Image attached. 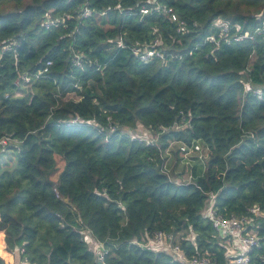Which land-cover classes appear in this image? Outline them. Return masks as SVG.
Segmentation results:
<instances>
[{
  "label": "trees",
  "instance_id": "16d2710c",
  "mask_svg": "<svg viewBox=\"0 0 264 264\" xmlns=\"http://www.w3.org/2000/svg\"><path fill=\"white\" fill-rule=\"evenodd\" d=\"M157 5L184 31L140 12ZM262 11L264 0H0V139L10 137L0 150L19 143L13 168L0 152V264H97L87 231L105 264H185L140 245L158 231L181 233L186 258L226 264L205 216L210 193L217 213L250 217L262 239L249 264H264ZM240 33L252 38L233 41ZM155 41L162 59L130 50ZM170 141L206 154L186 161L189 183L169 178Z\"/></svg>",
  "mask_w": 264,
  "mask_h": 264
},
{
  "label": "built area",
  "instance_id": "2783aa9c",
  "mask_svg": "<svg viewBox=\"0 0 264 264\" xmlns=\"http://www.w3.org/2000/svg\"><path fill=\"white\" fill-rule=\"evenodd\" d=\"M151 11H155L156 13H162L166 15L170 21L177 23L178 29L177 32L184 31L183 28V22H181L177 15L172 11V9H168L163 5H157L153 7L150 11L148 9H141L140 12L142 14H147ZM89 11L87 9L84 10L83 16H88ZM258 20H260V25L255 28L254 32L263 34L264 35V11L260 17H256ZM223 24V23H221ZM218 27V38L220 40H224L228 42L230 38L227 36L228 26L226 24H223V26L219 25ZM216 27V28H217ZM252 37L248 33H240L235 36H233L232 40L235 42L242 41L244 39H251ZM206 41H209L211 43H217V38L210 34L206 37ZM159 42L155 41L154 45L146 46V47H138L133 46L130 48L132 54L137 57L142 62H149L154 58H160L162 59V54L156 50V45H158ZM118 46L120 48H125L126 46L122 43L121 40L118 42ZM8 46L4 45L0 48V54L7 50ZM74 63L76 65H80V56L76 55V58L74 60ZM46 65H49L47 63ZM47 72V68L44 67L41 70L37 71L32 77L37 78L38 76L42 75L43 73ZM21 79L25 83H29L31 81V77L23 75ZM76 121H79L78 118H75L72 123H76ZM115 129L111 128L110 132H113ZM131 138L140 140L141 142H144L146 144H153L154 138L153 136L146 135V136H137V135H131ZM10 143V137L5 136L0 139V147L4 148ZM179 150L183 154V156H187L190 153H198L197 158L202 160L204 159L205 153H203V149L198 143L191 144L190 146L182 145L179 143ZM206 155V154H205ZM188 180H185V182L191 181V175H187ZM179 183V182H177ZM214 199L215 194L210 193L209 198L206 202L204 211L205 216L209 219L211 226L213 230L220 235L223 236L224 240L220 243L221 246L225 249V257H227L226 264H249V256L248 253L255 247H259V242L262 239L259 237L256 233V230L249 228L251 225V219L247 215L245 216H223L222 214H219L214 209ZM253 213L255 215V209H250L249 213ZM84 240H89L91 243V247L94 253L95 262L97 264H105V255L107 254V250L105 249L104 245L90 237V233L83 232ZM144 248H151V249H157L161 248L164 250L169 251L177 260L184 262L185 264H217L216 261H211L210 258H208V254H199L198 252L195 253V255L186 258L183 254V252L180 249V244L177 239V235H174L172 233H165V232H155L151 236L147 237L144 242H141L140 244ZM264 263V258L261 260Z\"/></svg>",
  "mask_w": 264,
  "mask_h": 264
},
{
  "label": "rangeland",
  "instance_id": "374dc122",
  "mask_svg": "<svg viewBox=\"0 0 264 264\" xmlns=\"http://www.w3.org/2000/svg\"><path fill=\"white\" fill-rule=\"evenodd\" d=\"M262 13H263V11H262ZM257 17H260V16L258 15ZM218 25H219V27L223 26V24H221V22H219ZM215 27H217L216 24H215ZM252 60H253V57H252ZM68 98H74L75 99L76 97L73 95H69ZM124 132H126V131L124 130ZM11 144L12 145L10 146V148L0 150V152L1 151L3 152L2 153L3 155L1 156V161L7 162L9 165V169L11 167L12 168L15 167L16 157H17V153H18V149H19V143L18 142L13 141V142H11ZM179 146L180 145L178 142H174V141L169 142L168 149L165 152V155H167L166 170H167V173L169 174V178L171 180H176L177 182L182 183V182H185V180H188L187 175L190 173V170H191V167L187 165L186 161L189 159L190 162H193L195 157L198 156V153H190L187 156H183L184 159H182L183 157L181 158V155L177 154L178 153L177 149L179 148ZM11 147H12V150H11ZM203 155H204V157H206L205 154H203ZM191 159H192V161H191ZM198 160L201 162L200 159H198ZM10 165H11V167H10ZM59 166H60V169L63 167V161H60ZM177 239L179 242L182 241V234L181 233L177 234ZM4 251L8 254H11L5 249H4ZM14 260H15V263L18 264L17 256H15ZM14 260H12V262ZM5 264H13V263H11V261L9 260V262L6 261Z\"/></svg>",
  "mask_w": 264,
  "mask_h": 264
},
{
  "label": "water",
  "instance_id": "95a60500",
  "mask_svg": "<svg viewBox=\"0 0 264 264\" xmlns=\"http://www.w3.org/2000/svg\"><path fill=\"white\" fill-rule=\"evenodd\" d=\"M262 12H260L259 16H261Z\"/></svg>",
  "mask_w": 264,
  "mask_h": 264
}]
</instances>
